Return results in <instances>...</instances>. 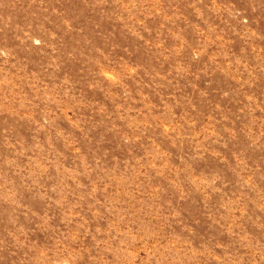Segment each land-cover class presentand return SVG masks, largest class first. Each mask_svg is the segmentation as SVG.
Wrapping results in <instances>:
<instances>
[{
    "label": "rangeland",
    "instance_id": "374dc122",
    "mask_svg": "<svg viewBox=\"0 0 264 264\" xmlns=\"http://www.w3.org/2000/svg\"><path fill=\"white\" fill-rule=\"evenodd\" d=\"M0 264H264V0H0Z\"/></svg>",
    "mask_w": 264,
    "mask_h": 264
}]
</instances>
